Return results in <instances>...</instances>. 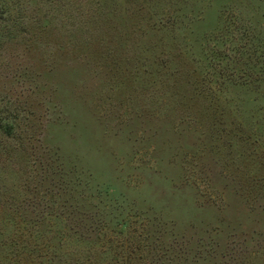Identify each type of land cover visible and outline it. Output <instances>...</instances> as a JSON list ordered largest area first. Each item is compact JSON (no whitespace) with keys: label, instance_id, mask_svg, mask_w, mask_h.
Segmentation results:
<instances>
[{"label":"rangeland","instance_id":"obj_1","mask_svg":"<svg viewBox=\"0 0 264 264\" xmlns=\"http://www.w3.org/2000/svg\"><path fill=\"white\" fill-rule=\"evenodd\" d=\"M0 119V264H264V0H0Z\"/></svg>","mask_w":264,"mask_h":264},{"label":"trees","instance_id":"obj_2","mask_svg":"<svg viewBox=\"0 0 264 264\" xmlns=\"http://www.w3.org/2000/svg\"><path fill=\"white\" fill-rule=\"evenodd\" d=\"M7 13L9 15V17L12 16L11 15L12 13H9V12H7ZM7 33H10V31L8 30ZM0 131H2L4 133L6 138H13L16 134V126L13 125L12 123H5L4 120L0 119ZM122 226L124 227V225H122ZM120 227H121V224H118L117 229H119V231L120 230L122 231L123 228H120ZM207 252H209V251H207ZM209 253H211V252H209ZM161 258H164L163 254H161ZM161 261L162 262L160 264H165V261L163 259H161ZM237 264H239V263H237Z\"/></svg>","mask_w":264,"mask_h":264}]
</instances>
